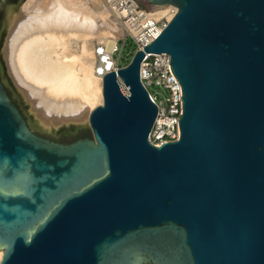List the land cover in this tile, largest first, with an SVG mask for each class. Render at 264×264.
<instances>
[{
	"label": "water",
	"instance_id": "obj_1",
	"mask_svg": "<svg viewBox=\"0 0 264 264\" xmlns=\"http://www.w3.org/2000/svg\"><path fill=\"white\" fill-rule=\"evenodd\" d=\"M24 2L0 0V33ZM147 2L176 12L102 76L90 136H42L0 79V264H264V0ZM148 52L179 86L157 146Z\"/></svg>",
	"mask_w": 264,
	"mask_h": 264
},
{
	"label": "bare ground",
	"instance_id": "obj_2",
	"mask_svg": "<svg viewBox=\"0 0 264 264\" xmlns=\"http://www.w3.org/2000/svg\"><path fill=\"white\" fill-rule=\"evenodd\" d=\"M92 2L97 9H103L98 7L99 0ZM82 3V0H25L23 11L37 12L44 6L48 10L27 18H10L0 33L2 78L38 125L47 131L79 127L87 122L92 108L101 104V80L93 66V18L88 13L82 16ZM161 8L162 5L153 6L158 14L162 13ZM116 38L103 31V43H112ZM2 250L0 245V256Z\"/></svg>",
	"mask_w": 264,
	"mask_h": 264
},
{
	"label": "built area",
	"instance_id": "obj_3",
	"mask_svg": "<svg viewBox=\"0 0 264 264\" xmlns=\"http://www.w3.org/2000/svg\"><path fill=\"white\" fill-rule=\"evenodd\" d=\"M110 9L111 15L120 29V35L112 43L95 42L93 66L96 76L100 77L110 71L117 70V59L126 37L132 39L135 50L152 41L176 12L171 4L162 5V13L150 8H142L136 0H100ZM119 39L121 42L119 43ZM115 54V55H114ZM168 54L143 53L139 63V81L148 98L156 107L155 116L147 134V141L154 146L162 142L177 140L176 121L180 116L179 86L169 72ZM119 89L127 93L117 75ZM150 88L163 91L160 98L150 92Z\"/></svg>",
	"mask_w": 264,
	"mask_h": 264
},
{
	"label": "rangeland",
	"instance_id": "obj_4",
	"mask_svg": "<svg viewBox=\"0 0 264 264\" xmlns=\"http://www.w3.org/2000/svg\"><path fill=\"white\" fill-rule=\"evenodd\" d=\"M136 1H137L138 5L140 7H142V8L146 9V8H150L151 7V4H149L147 2V0H136ZM82 2L84 3L82 16L86 17L85 14L88 13L89 17L91 18V16H92V18H93V19L91 18L92 21H93V24H94L92 36H95V37L94 38L92 37V41H95V42L102 41L103 42V40H102L103 31H107V32L115 35V37H118L120 35V29L118 28V25H115V22L112 19L111 12H109V10L100 2V0H99V4L100 5H98V7L100 6L99 8L102 7L103 9H97L96 8L97 6L94 5L92 0H82ZM35 10L36 9H29V10L25 9V11H24L25 15H23V14H7L6 18H5V21H4V24H3V26H4L3 31H4L5 27L7 26L8 22H9L8 19L16 17V16L17 17H21V18H24V17L27 18L30 15L33 16V14H36V15L42 14V13L44 14V13L47 12L48 7H45V6L41 7L39 10H37V12ZM101 12H102V14H101ZM103 15H106V16H103ZM103 17H105V18H103ZM3 31H2V33H3ZM113 31L116 32V33L114 34ZM94 33H97V34H94ZM1 35H0V44H1V38H2ZM95 38L96 39L100 38V40H96ZM120 42H121V39H119V43ZM134 51H135L134 42L132 41L131 38L126 37L124 39V41H123L122 48L120 50V53H119V56H118V59H117V65L119 67L125 65L129 61V59L131 58V56H132ZM0 79L4 82V80L2 78V75H1V72H0ZM4 85H5V87L8 90L10 95L16 96L14 94V92L12 91V89L10 88V86H8L6 83ZM149 90H150L151 93H153L156 96L157 99L161 97V94H163V91H161L159 88H150ZM25 111H26L27 115L29 116V118L31 119V121L41 130V134L44 137H49V138L58 139V140H64V139L70 137L71 135L77 133L78 131L84 129L85 127L87 129L88 135L90 136V129L88 127V123L87 122L84 123V124H81L79 127L74 128V129H60V130H55V131H53V130H48L47 131V129L42 128L41 126L38 125L36 119L31 116V114L28 112V109L26 108V106H25ZM142 264H150V263L145 262V263H142Z\"/></svg>",
	"mask_w": 264,
	"mask_h": 264
},
{
	"label": "flooded vegetation",
	"instance_id": "obj_5",
	"mask_svg": "<svg viewBox=\"0 0 264 264\" xmlns=\"http://www.w3.org/2000/svg\"><path fill=\"white\" fill-rule=\"evenodd\" d=\"M5 91L8 92V90L6 89L5 85H4ZM9 93V92H8Z\"/></svg>",
	"mask_w": 264,
	"mask_h": 264
}]
</instances>
